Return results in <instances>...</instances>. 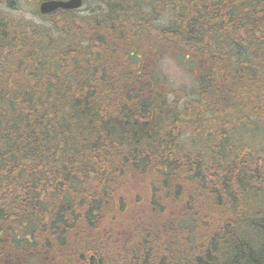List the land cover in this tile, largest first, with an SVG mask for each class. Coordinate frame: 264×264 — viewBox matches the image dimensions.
Returning <instances> with one entry per match:
<instances>
[{"label": "trees", "instance_id": "trees-1", "mask_svg": "<svg viewBox=\"0 0 264 264\" xmlns=\"http://www.w3.org/2000/svg\"><path fill=\"white\" fill-rule=\"evenodd\" d=\"M0 1V264H264V0Z\"/></svg>", "mask_w": 264, "mask_h": 264}, {"label": "rangeland", "instance_id": "rangeland-1", "mask_svg": "<svg viewBox=\"0 0 264 264\" xmlns=\"http://www.w3.org/2000/svg\"><path fill=\"white\" fill-rule=\"evenodd\" d=\"M29 1V2H26ZM20 0L17 4V7L13 10H8L5 7V4H2V8L8 11L9 13L24 17L26 19H33L39 23L44 24L45 26L50 25V18L53 19L58 26H60V19L56 14L47 15V18L41 17L42 15H34L33 12L38 10V2L40 0ZM2 2V1H0ZM97 5L93 2L82 4L80 8L75 9L74 16L76 21L79 23L81 18L91 16L94 9L97 10ZM158 71H160L164 76L168 78V81L174 85L175 88H185L189 89L192 86V80L189 75L185 73V70L178 66V64L172 58H164L159 62L157 66Z\"/></svg>", "mask_w": 264, "mask_h": 264}, {"label": "water", "instance_id": "water-1", "mask_svg": "<svg viewBox=\"0 0 264 264\" xmlns=\"http://www.w3.org/2000/svg\"><path fill=\"white\" fill-rule=\"evenodd\" d=\"M82 3V0H41L38 3V11L40 14H47L58 8L73 10L80 8Z\"/></svg>", "mask_w": 264, "mask_h": 264}]
</instances>
